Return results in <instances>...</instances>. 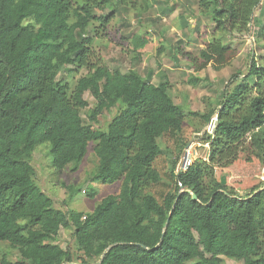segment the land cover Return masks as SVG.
Segmentation results:
<instances>
[{
    "label": "trees",
    "instance_id": "16d2710c",
    "mask_svg": "<svg viewBox=\"0 0 264 264\" xmlns=\"http://www.w3.org/2000/svg\"><path fill=\"white\" fill-rule=\"evenodd\" d=\"M133 2L0 0V242L19 253L0 264H222L221 256L264 264V183L239 196L216 177V169L240 152L264 165V0H198L216 31L198 51L199 68L232 59L229 39L250 23L255 48L246 72L233 73L202 115L206 121L217 115L213 133L203 138L206 159L179 172L173 162V187L161 200L151 192L161 181L159 138L182 131L183 110L168 94L166 75L153 83L152 71L142 78L134 69H109L92 49L98 30L91 24L105 27ZM147 42V34L131 37L137 59ZM81 70L71 88L69 78ZM85 93L93 99L90 107ZM114 109L106 128L94 127ZM41 143L49 144L56 170L69 164L76 170L93 144V181H120L118 192L89 212L55 207L31 164ZM94 192L87 194L93 198ZM61 228L73 229L74 252L55 243Z\"/></svg>",
    "mask_w": 264,
    "mask_h": 264
},
{
    "label": "rangeland",
    "instance_id": "374dc122",
    "mask_svg": "<svg viewBox=\"0 0 264 264\" xmlns=\"http://www.w3.org/2000/svg\"><path fill=\"white\" fill-rule=\"evenodd\" d=\"M107 12L108 9L103 14ZM257 13L258 9L254 15ZM90 29L98 30L92 44L97 60L109 69H134L142 78L152 71L153 83H157L162 74L166 75L170 87L168 94L183 110L182 131L159 138L162 154L156 159L155 167L161 174V181L152 186L151 192L161 200L163 193L173 187L169 177L172 163L176 162V172L186 148L192 150L194 160L206 159L208 143H204L203 138L213 133L211 118L216 113L209 121L202 115L215 106L219 93L233 73L239 70L246 72L249 53L255 48V27L250 23L247 31L232 35L229 40L235 56L225 65L210 61L203 68L198 67L202 62L198 59V51L205 47V42L216 31L210 17L202 13L198 0H134L133 3L120 7L105 27L100 28L92 23ZM140 34H147L148 42L140 49L141 58L137 59L130 39L133 35ZM176 47H179V53L175 52ZM85 72L81 70L78 75L69 78L71 88L76 78ZM190 77L198 80L195 85L189 82ZM84 99L89 107L92 106L93 99L88 93L84 94ZM115 112L114 109L99 116L94 127L106 128ZM81 117L86 120L84 111H81ZM92 145H89L85 158L76 170L72 169V164L62 170L54 169L51 166L48 143L37 145L33 151L31 164L35 170V182L53 199L55 207L89 212L104 196L118 192L120 181L111 185L93 181L92 175L97 162ZM246 157V152H240L232 164L216 169V177L223 181L228 190L239 196H246L253 187L264 183V165L254 157L250 161ZM69 186L71 188L68 190ZM92 190L95 191V196L90 198L87 193ZM72 234V228H61L55 243L74 252L76 248ZM2 257L12 262L17 260V248L8 242H0V258ZM221 258L222 264H243L242 261L224 256Z\"/></svg>",
    "mask_w": 264,
    "mask_h": 264
},
{
    "label": "built area",
    "instance_id": "2783aa9c",
    "mask_svg": "<svg viewBox=\"0 0 264 264\" xmlns=\"http://www.w3.org/2000/svg\"><path fill=\"white\" fill-rule=\"evenodd\" d=\"M212 127V125H210ZM193 152L191 149L186 148L181 155L180 162L176 168V172L186 171L187 168L193 163Z\"/></svg>",
    "mask_w": 264,
    "mask_h": 264
},
{
    "label": "water",
    "instance_id": "95a60500",
    "mask_svg": "<svg viewBox=\"0 0 264 264\" xmlns=\"http://www.w3.org/2000/svg\"><path fill=\"white\" fill-rule=\"evenodd\" d=\"M216 121H217V115H215V116H213V117L211 118V125H212V128H214ZM222 183H223V181H222ZM187 192L190 193L192 200H197V196H196L194 193H192V192H190V191H187ZM168 221H169V220L167 219V221L165 222V225H164V227H163V231H162V235H161V237H163L164 234H165V231H166V228H167V225H168ZM113 245H114V244H113ZM113 245H110L109 247H107V248L105 249V251H104L102 257L104 256L105 252L108 251ZM100 263H101V260L98 262V264H100Z\"/></svg>",
    "mask_w": 264,
    "mask_h": 264
}]
</instances>
